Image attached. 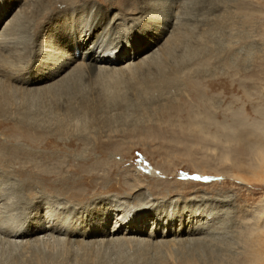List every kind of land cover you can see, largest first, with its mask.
Returning a JSON list of instances; mask_svg holds the SVG:
<instances>
[{
  "label": "rangeland",
  "instance_id": "1",
  "mask_svg": "<svg viewBox=\"0 0 264 264\" xmlns=\"http://www.w3.org/2000/svg\"><path fill=\"white\" fill-rule=\"evenodd\" d=\"M148 1L80 0L69 8L75 14L91 9L102 19L95 32L110 27L116 15L126 19L110 31V38L125 41L139 33L140 16L151 11ZM60 2L0 0L9 7L0 20V30L7 27V51L0 49L6 67L39 70L40 56L33 53L52 37L53 22L45 21L44 12ZM181 11L189 20L180 27V39L135 70L99 75L93 68L51 87L44 81L24 87L0 76V87H9L0 102V220L31 228L45 209L66 206L64 214L80 223L119 200L139 211L170 208L176 216L207 219L214 223V241L181 244L172 235L148 241L145 234L84 239L37 231L17 238L30 243L17 248L1 234L0 264H234L241 259L244 234L264 219V182L216 178L203 170L230 174L224 167L244 158L238 133L264 130V0H184ZM196 121L205 125L204 132L190 131ZM141 167L153 168L154 177Z\"/></svg>",
  "mask_w": 264,
  "mask_h": 264
},
{
  "label": "bare ground",
  "instance_id": "2",
  "mask_svg": "<svg viewBox=\"0 0 264 264\" xmlns=\"http://www.w3.org/2000/svg\"><path fill=\"white\" fill-rule=\"evenodd\" d=\"M79 1L80 0H62V2L60 3H64L63 5H60L59 3L55 5L51 4L47 6L49 9L45 8L48 9L46 12H44V14L46 15L45 21L51 20V23L53 22L51 24L50 31V37H52L51 39H47V42L40 46L38 52L33 53L34 56H37V54H39L40 56V63L38 64L39 70H37L36 72L41 73L42 75H38L33 71L28 72L26 71V69L22 71H14L15 69H12V67H6L0 59V76L5 77V80L16 82L17 84H20L22 86L32 84V87L33 83L44 81V85H46L47 87H51L52 84L63 85V83H70V81H73L72 79L76 74L82 75L83 71H90L93 68L95 69L96 74L99 75L108 70H110L111 72L122 70L127 71L128 69L135 70L137 67L144 64V62L146 63L152 58H157L158 54H160L158 53L159 50H161L163 54L164 52H166V48H169L170 45H173L176 41H178L180 39L181 33L180 27L189 20V18L184 16L181 11L184 5V0H149L148 3L150 5L151 11L149 13L148 10L140 16L143 18L142 21L139 22L140 24L137 27L139 33L136 36H133L132 39L130 38L123 41L122 38H110V31H113L112 27L114 25L116 26L120 24L119 20H123L122 18L116 15L115 17H113L111 22H109L111 24L110 27H104L100 29L101 31L99 30L98 32H95V27L98 24H102V19L99 20L97 17L94 18V14L91 15V9L84 10L82 8H79V10L77 11L78 14H75V9L71 10V8H69V5ZM8 8L9 7H6L5 3L1 4L0 20L6 14ZM85 13H88L89 15L87 17H83V14ZM95 15L97 16V13ZM123 21H126V19H124ZM6 28L7 27H4V29L0 30V49L3 52L7 51L5 47H8V41L5 36ZM162 41L163 46L160 48L159 44ZM30 57L32 58V53L30 54ZM112 63L117 64L118 66L109 65ZM1 85L2 87H0V102L1 99L3 100L4 97L7 98L9 95L8 84L2 83ZM198 122L199 121L193 122L192 126L190 125V131H203V126L205 125H200V123ZM260 128L264 129L263 126H260ZM257 129L258 126L255 127L253 131L250 129V131H248L247 133L249 135L244 134L242 131L238 133L236 137V139H238L237 141H241L242 139L245 141V145L244 141H241L244 147L241 151H239L240 155L244 156V158L236 160L229 167H224V170L230 174H226L225 172L220 171L210 173L209 171L203 170V172L210 175H218L219 177L216 178L222 179L224 178V176L227 177L228 175H230V178H236V180L245 183H247V181H249L250 179H262L264 182V130L261 131ZM213 138L216 139L217 136L215 135ZM229 155L230 154L226 155L223 158L227 159ZM141 171L147 172L151 177H154L155 175V170L151 167H144ZM243 173H249V175H243ZM155 180L158 181L157 179ZM184 181L186 180L184 179ZM216 183L220 182L216 181L214 183H211V185H214ZM117 184H119L120 187H123V184L120 181H117ZM207 185H210V183ZM83 196L84 199L88 197V195L85 196L84 194ZM146 199L149 201L148 198ZM105 206L106 205L100 207L99 211L101 212V216L96 217V219L95 217L91 216L89 219H82L80 223H76V220L70 221L71 219H69L68 216L64 214L65 209H69V207L66 206L64 210H58L56 212L52 211L51 209H45V212H41V214L39 215V220L32 223L33 226H31V228L23 229V226L21 227L20 225L12 226V221L10 223L11 226H9L8 224L5 225L4 221L2 222V220H0V235H4V241H11V244H13V246L17 245L19 247L23 242L22 239L18 240L17 238H22V236L24 237L25 235L29 236V234L37 231H43L46 233L48 231L50 233L49 237L50 235L55 234H64L65 236L69 237L74 235H81L82 238L86 236L101 235V237L106 236L107 238L115 239L119 237L120 234H145V237L148 239V241L151 239L153 240L157 237L165 238L169 235L174 236V242L181 244H194V242H200L205 245H210L214 241L210 236L212 235L210 234V232L212 231V229H214H211L214 223L209 222V220L207 221V219H204L202 222H200L197 220L195 221L194 219L192 220L191 216L185 217L180 214L176 216L170 208L168 209L167 213L148 209H140L141 211H139L130 207L129 204L119 202V200H115L113 201V203L111 202L106 207ZM117 210L119 211V213H117L115 223L108 226L107 221H109L110 216H112V214H115ZM205 210V208H202L199 215H203V211ZM151 215L155 217L154 220L153 218H150ZM194 215L198 216L196 212ZM207 217L208 215L204 216V218ZM42 219L44 220V222L42 221ZM149 219L151 221L146 223ZM254 224L255 227L247 229L246 234H244L245 247L247 246L246 251L244 252L241 259L237 260V263L234 264H264V230L262 229V227H264V219H262V221L256 220ZM148 225H150L151 227H148ZM201 233L204 234L202 238L195 237L196 234L198 235ZM184 235L187 236L185 240L181 238ZM9 237H13L15 239L11 240L9 239ZM39 237L40 236L37 235V238ZM0 238H2V236H0ZM147 239L145 241H147ZM137 241H142L141 243L144 242L143 238H139V240ZM26 242L29 243V241ZM98 242H100V239L98 240ZM189 261L192 262V260ZM178 264L192 263L180 261L178 262Z\"/></svg>",
  "mask_w": 264,
  "mask_h": 264
}]
</instances>
